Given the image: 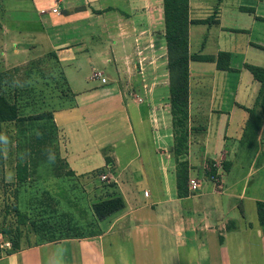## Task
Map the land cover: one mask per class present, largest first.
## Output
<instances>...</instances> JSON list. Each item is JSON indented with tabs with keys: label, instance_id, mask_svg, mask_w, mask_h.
Returning <instances> with one entry per match:
<instances>
[{
	"label": "crops",
	"instance_id": "1",
	"mask_svg": "<svg viewBox=\"0 0 264 264\" xmlns=\"http://www.w3.org/2000/svg\"><path fill=\"white\" fill-rule=\"evenodd\" d=\"M91 1H55L60 13L69 16L51 22L58 41L50 42L51 51L69 95L53 111L57 146L72 177L103 182V193L97 192L93 203L117 195L125 208L99 221L91 207L89 225L96 230L88 236L78 232L10 254L0 245V264H264L257 212V202H264V82L246 69L264 68V21L258 19H264V0H189L191 21L217 22L191 24L190 54L229 53L233 70L190 62L189 142L183 160L199 187L192 192L189 182L187 197H179L177 188L163 0H126L124 9L113 11L92 8ZM108 11L116 15L111 18ZM7 13L6 8L0 17V33L4 45L13 46L12 65L18 66L30 58L20 63L13 58L37 46L18 48ZM98 20L108 27L96 30ZM96 31L108 33V51L103 52L107 73L99 71L102 64L84 47L86 38L95 41ZM159 45L163 58L142 63L138 55L145 51L152 58ZM118 60L122 69L117 75ZM97 73L107 82L95 79ZM113 76L121 78V87L111 83ZM210 167L217 177L208 176ZM248 203L257 220L254 215L249 219Z\"/></svg>",
	"mask_w": 264,
	"mask_h": 264
},
{
	"label": "rangeland",
	"instance_id": "2",
	"mask_svg": "<svg viewBox=\"0 0 264 264\" xmlns=\"http://www.w3.org/2000/svg\"><path fill=\"white\" fill-rule=\"evenodd\" d=\"M55 1L0 0V17L5 14L7 8L6 18L8 22L6 24L9 26L11 33L17 34L21 44H19L18 48L22 46L21 48L25 49L24 44L31 43H36L35 46H37L33 53L14 57L13 60L19 63L24 62L27 58L30 59L18 66H13L14 48L9 44L4 45L6 38L0 33V70H17L15 71V78L19 81L18 87L20 88L17 99L20 102L21 115L24 116L59 109L65 105V99L69 98L62 83L58 60L51 54L50 45L52 42H56V44L58 42L56 41L57 34L51 31V22L55 23L61 19H69V16L64 13L59 16L52 13V7L61 10L59 4L55 5ZM91 2H93V4L91 3L92 8L100 5L105 9L111 7L112 11L114 9L122 10L126 7V0H93ZM112 11H108L111 18L116 15ZM60 12L62 13V11ZM86 24L85 26H87ZM108 25V22L104 23L98 20L95 29L103 30ZM19 27L23 29L22 34L16 32ZM95 29L93 31L91 29V32L93 33ZM96 32L95 41L86 38L84 47H87L90 54L96 58L95 60L102 64L98 65L99 71L107 73L109 67L105 65L103 52L108 51V49L104 50L108 33L105 32L103 37L99 31ZM84 34L88 36V31L84 32ZM126 35L124 33L122 36ZM98 37L100 39L97 42ZM108 45L111 44L109 43ZM28 50L31 51V49ZM163 50V46L159 45V50L152 55V58L145 51L138 56L141 57L142 63L148 65L153 60H161L163 58ZM159 52L162 56L159 55ZM118 61L119 63L115 64L116 71H118L117 75L122 69L121 61ZM83 62L84 64L87 63L85 60L82 61V64ZM85 69L88 72L87 66ZM145 73H150V70L146 69ZM120 79V77L113 76L111 77V83L115 82L121 87ZM3 89L4 93L12 100L15 94V86L4 84ZM26 128L28 130H23V128L17 127L15 124L3 125L2 139L0 141V245L4 247L2 249L9 250L11 247L6 246L9 243V238L5 239L2 235L4 227L10 228L12 233H19L22 247H27L37 242H45L54 235L59 236V233L67 230L68 225L77 227L78 232L85 236L93 233L96 227L95 225L91 226L92 224L89 225L91 222V207L94 204L93 201L97 200L96 193L99 191L103 193L104 184L102 181L82 180L72 177L70 172L67 171L64 160L59 161L51 157L39 158L37 156L35 158L36 167L29 169L27 182L22 185L17 184L15 176L16 165L20 160L25 159L26 152H24V147L38 133L39 126ZM16 139H19L20 149H17ZM57 143L60 145L61 142L58 141ZM259 175L262 176L263 172ZM257 187L258 185L255 184L254 188ZM260 190L263 192V187H260ZM98 198H101V196ZM17 211L22 214H17ZM246 211L248 217H250L249 219L252 220L254 215L257 220V212L253 205L246 204Z\"/></svg>",
	"mask_w": 264,
	"mask_h": 264
},
{
	"label": "trees",
	"instance_id": "3",
	"mask_svg": "<svg viewBox=\"0 0 264 264\" xmlns=\"http://www.w3.org/2000/svg\"><path fill=\"white\" fill-rule=\"evenodd\" d=\"M253 13V9H245ZM163 13L165 23V40L167 46L170 105L173 117V127L175 134V155L177 157V188L179 197L189 195L190 166L187 160H183L188 153L189 142V106H190V62L203 61L214 62L219 70L232 71L230 67L231 55L220 52L217 56H193L189 51V28L191 24H213L217 23L213 19L191 21L189 17V0H163ZM263 20V18H258ZM58 60L57 54L52 52ZM59 62V61H58ZM246 69L251 72L255 80L264 82V68L253 65H246ZM0 70V141L2 139L3 125L15 124L17 127L28 130L26 127L39 126L38 133L28 141L24 147L26 157L16 165V182L18 185L25 184L29 178V169L36 167L35 158H52L61 161V155L57 146L58 133L54 122V110L42 111L33 115H21L19 96V81L16 80V72ZM21 82V81H20ZM65 83V82H64ZM63 83V84H64ZM4 84L14 85V96L11 100L4 93ZM67 93V89L65 90ZM251 121L254 112L251 111ZM17 149H20L19 139H16ZM56 143V144H55ZM55 144V145H54ZM23 150V149H22ZM107 163L111 160L107 157ZM69 173V172H68ZM210 178L217 177L216 169L210 167L207 171ZM97 220L102 221L125 208L122 197L113 195L105 200L98 201L92 206ZM257 212L259 222L264 231V202H257ZM19 211H17V214ZM21 213V212H20ZM19 213V215H20ZM22 214V213H21ZM60 235H54L45 242H54L61 239L78 236V229L74 226H67ZM3 237L9 238V254L22 249L21 236L19 233H12L11 229H2Z\"/></svg>",
	"mask_w": 264,
	"mask_h": 264
},
{
	"label": "built area",
	"instance_id": "4",
	"mask_svg": "<svg viewBox=\"0 0 264 264\" xmlns=\"http://www.w3.org/2000/svg\"><path fill=\"white\" fill-rule=\"evenodd\" d=\"M52 13L53 14H56V15H60V10L58 8H53L52 9ZM94 78L95 79H101V81L103 83H106L107 80L105 78H101V74L100 73H97L94 75ZM102 180H106L107 179V176L105 175H102ZM190 189L192 192H196L198 190V187H199V182L196 180V179H190ZM145 195L147 196L148 195V192H145ZM2 246V245H1ZM6 246L10 247L11 245L9 243L6 244Z\"/></svg>",
	"mask_w": 264,
	"mask_h": 264
}]
</instances>
